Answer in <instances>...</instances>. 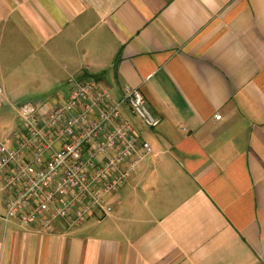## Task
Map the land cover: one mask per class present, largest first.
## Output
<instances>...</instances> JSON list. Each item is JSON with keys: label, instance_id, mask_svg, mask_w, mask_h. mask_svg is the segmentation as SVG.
I'll return each mask as SVG.
<instances>
[{"label": "crops", "instance_id": "0c3cea01", "mask_svg": "<svg viewBox=\"0 0 264 264\" xmlns=\"http://www.w3.org/2000/svg\"><path fill=\"white\" fill-rule=\"evenodd\" d=\"M86 77L144 94L152 152L107 217L0 225V264H264V0H0V141Z\"/></svg>", "mask_w": 264, "mask_h": 264}, {"label": "built area", "instance_id": "2783aa9c", "mask_svg": "<svg viewBox=\"0 0 264 264\" xmlns=\"http://www.w3.org/2000/svg\"><path fill=\"white\" fill-rule=\"evenodd\" d=\"M124 106L148 128L161 121L138 88L125 85L114 100L96 77L76 80L67 99L43 115L32 102L15 106L22 119L18 140L0 141L8 193L0 225L18 219L52 233L60 220L75 226L110 215L111 195L152 152L123 116Z\"/></svg>", "mask_w": 264, "mask_h": 264}]
</instances>
